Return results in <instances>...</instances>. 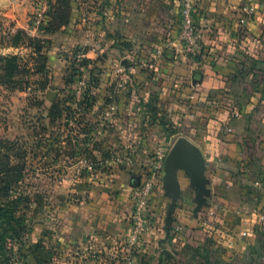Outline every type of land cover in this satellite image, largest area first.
<instances>
[{
    "label": "crops",
    "instance_id": "1",
    "mask_svg": "<svg viewBox=\"0 0 264 264\" xmlns=\"http://www.w3.org/2000/svg\"><path fill=\"white\" fill-rule=\"evenodd\" d=\"M98 3L95 19L109 38L96 44L124 54L113 67L127 94L116 99L111 130L123 134L111 138L114 154L101 158L87 198L63 210L59 230L116 247L157 148L167 159L181 140L197 159L180 157L155 180L145 264L169 262L165 250L188 240L222 249L228 262L263 246L264 0H196L198 40L189 49L177 39L180 0ZM88 36L80 30L79 41Z\"/></svg>",
    "mask_w": 264,
    "mask_h": 264
},
{
    "label": "rangeland",
    "instance_id": "2",
    "mask_svg": "<svg viewBox=\"0 0 264 264\" xmlns=\"http://www.w3.org/2000/svg\"><path fill=\"white\" fill-rule=\"evenodd\" d=\"M98 4L0 0V203L21 228V237L0 250L6 264H145L144 245L129 242L132 197L129 230L116 247L71 241L59 230L63 210L87 198L101 158L114 154L111 138L123 134L111 130L116 99L127 94L119 85L123 72L114 69L124 54L111 53L110 42L96 44L109 38L95 19ZM201 243L185 241L177 252L169 246L164 264H264V245L228 262L222 249Z\"/></svg>",
    "mask_w": 264,
    "mask_h": 264
},
{
    "label": "built area",
    "instance_id": "3",
    "mask_svg": "<svg viewBox=\"0 0 264 264\" xmlns=\"http://www.w3.org/2000/svg\"><path fill=\"white\" fill-rule=\"evenodd\" d=\"M196 0H180V14L181 25L177 35L178 41L184 48H192L196 45L198 40V31L196 29L193 12L195 9ZM165 162V155L161 147L157 148L149 170L145 173L141 182L133 189L131 197L133 200L132 221H131V234L129 242L133 248H143V236L146 229L151 223V217L146 213L148 201L151 192H153L155 180L162 171ZM92 166L89 165L88 169L91 170ZM134 257V255H133ZM133 263L134 258L131 259Z\"/></svg>",
    "mask_w": 264,
    "mask_h": 264
},
{
    "label": "trees",
    "instance_id": "4",
    "mask_svg": "<svg viewBox=\"0 0 264 264\" xmlns=\"http://www.w3.org/2000/svg\"><path fill=\"white\" fill-rule=\"evenodd\" d=\"M8 172H10L8 170ZM19 219L15 216L12 209L6 207L5 204L0 203V250L4 248L6 244H12L21 237L19 230ZM12 246V245H11ZM7 258L5 257L0 264H6Z\"/></svg>",
    "mask_w": 264,
    "mask_h": 264
},
{
    "label": "water",
    "instance_id": "5",
    "mask_svg": "<svg viewBox=\"0 0 264 264\" xmlns=\"http://www.w3.org/2000/svg\"><path fill=\"white\" fill-rule=\"evenodd\" d=\"M180 157H186L190 160L191 158L197 159L195 151L192 148L185 146L181 140H178L174 144L169 157L165 159L164 167H167V170L169 171L172 164L176 162Z\"/></svg>",
    "mask_w": 264,
    "mask_h": 264
}]
</instances>
